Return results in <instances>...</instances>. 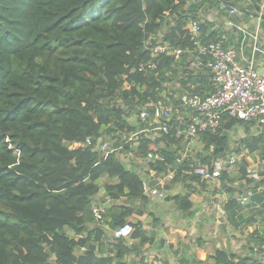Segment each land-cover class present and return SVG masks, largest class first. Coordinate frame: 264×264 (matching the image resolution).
<instances>
[{"label": "trees", "instance_id": "obj_1", "mask_svg": "<svg viewBox=\"0 0 264 264\" xmlns=\"http://www.w3.org/2000/svg\"><path fill=\"white\" fill-rule=\"evenodd\" d=\"M222 2L201 1L210 7ZM198 7L191 0H0V264H126L133 250L124 237H115L113 255L101 253L106 226L117 230L130 224L140 246L151 243L153 236L138 217L149 211L150 197L121 153L134 152L145 161L149 150L157 149L166 157L161 168L176 170L167 188L176 183L184 188L167 199L182 212L192 209L194 184L207 187L191 173L193 166L211 168L230 147L231 131L255 123L224 114L215 132H198L202 149L181 163L189 140L179 131L190 123L192 110H182L184 121L174 113L167 133L153 138L139 133L137 146L129 137L145 129L139 112L163 100L168 86L204 97L216 92L210 68L190 67L197 51L188 24L198 20ZM213 28L212 22H201L202 43H223V32ZM160 43L182 53L154 56ZM102 138L111 139L112 153L96 149ZM75 143L83 145L72 147ZM237 144L234 152L244 153L242 161L237 170L222 172V185L229 189L228 183L245 181L258 192L264 172L260 180L250 178L247 155L264 162V132L246 133ZM102 178L113 181L105 185L113 203L99 222L92 205ZM229 192L225 208L231 216L242 205ZM121 198L123 203H115ZM256 222L245 220L248 226ZM260 226L250 235L255 250L264 249ZM213 259L262 263L225 249Z\"/></svg>", "mask_w": 264, "mask_h": 264}, {"label": "crops", "instance_id": "obj_2", "mask_svg": "<svg viewBox=\"0 0 264 264\" xmlns=\"http://www.w3.org/2000/svg\"><path fill=\"white\" fill-rule=\"evenodd\" d=\"M201 1L203 0H191L199 5L198 20L202 23L208 20L214 25L213 30H221L223 32L222 41L226 47L239 48L245 38L246 45L243 51L239 52L238 60L243 64H248L249 60L254 59L257 70L264 75V0H223L220 7H210L208 4H202ZM229 5H232L233 9H230ZM254 34L258 35L256 40L252 37ZM258 132L255 125L252 127L239 126L232 130L230 135L232 138L236 136H239L236 138H242L246 133ZM195 139L197 140V137ZM135 145L137 146V142ZM228 149L218 159L228 160L235 154L233 151V154L228 153ZM185 151L186 148L183 152ZM226 153L227 155L223 157ZM243 154L238 155L242 157ZM249 158L252 156L247 155V159ZM258 161L263 166L264 162L259 158ZM128 166L134 167L144 180L150 179L148 171L143 170L147 166L145 161L140 159V162L134 161ZM234 166L236 165L227 164L226 170L229 172L231 169L237 170ZM100 183L102 188L95 197V202L106 208L113 201L107 195L105 185L113 181L102 178ZM237 184L239 186H236ZM194 185H197L198 191L191 197L193 207L188 213L178 210L174 202L167 199L169 195L181 192L182 184H171L170 188L166 186L168 189L166 199L150 198L148 212H152L153 215L147 212L138 217L143 221L147 233L153 236V241L140 246L138 239L131 236L125 237L133 251L124 258L123 263L215 264L213 256L218 249L229 250L241 255H253L264 263V249L255 250L257 247L250 238L251 233L264 224V184L256 192L252 188L253 185L248 186L245 181L228 183L229 189L233 191V198L237 200L246 190L252 189L255 192L247 203L243 204L238 200L242 207L231 216L225 208L231 193L229 189L223 187L221 180L207 181L206 188H200L198 183ZM124 200L125 198H121L115 203H123ZM220 217L224 218L223 222L219 221ZM250 217L257 220L256 224L246 225L245 220ZM105 228L107 229L106 238L101 247V253L111 256L115 244V230L108 226Z\"/></svg>", "mask_w": 264, "mask_h": 264}, {"label": "built area", "instance_id": "obj_3", "mask_svg": "<svg viewBox=\"0 0 264 264\" xmlns=\"http://www.w3.org/2000/svg\"><path fill=\"white\" fill-rule=\"evenodd\" d=\"M188 29L196 44L195 52L197 51L195 58L190 62V67L197 70L205 67L210 68L213 82L217 87L216 92L204 97L190 91L178 93L175 91L178 84L168 86V89L162 93L163 100L150 102L141 109L139 117L147 126L145 129L132 133L129 139L137 140V135L141 132L151 138L161 131L167 133L170 128L169 122L174 113L178 115V120L184 121L182 110L186 113L192 110V112H188L190 123L183 131H179V134H185L187 139L196 138L200 131L215 132L220 127L224 114L237 117L245 122H254L259 132H264V75L257 70L254 59L249 60L248 64H243L238 60L239 52L243 51L246 45V39H243L239 48L226 47L221 42L202 43L201 22L192 19L188 24ZM252 37L256 40L258 35L254 34ZM153 52L154 56L167 52L178 58L182 50L171 49L168 43H160L153 49ZM148 67L156 68V65L149 64ZM145 68L146 65L141 66V70ZM153 131L154 133H152ZM105 141L106 138L98 140L96 149L108 155L114 149L112 142ZM91 143L92 140L87 139L86 144ZM82 145V143H75L72 147ZM189 150L187 147L186 151L178 158V162L181 163L189 157ZM121 154L120 157L123 160ZM236 162L237 156L232 155L228 160L216 159L211 168L199 163L193 166L191 173L198 176L201 182H207L211 179H219L222 172L226 170L227 164L231 165ZM145 163L147 166L143 170L148 171L150 178L144 180L141 176L145 194L150 198L166 199L168 194L166 186L174 179L176 170L169 166L167 169L161 168V164L166 163V157L157 149L149 150ZM247 172L250 178L261 179L259 172L253 170L251 166L248 167ZM254 195V190L249 189L241 194L238 200L244 204L249 202ZM92 212L96 220L100 222L103 220L106 208L94 202ZM133 230L132 225L126 224L115 230L114 236L130 237Z\"/></svg>", "mask_w": 264, "mask_h": 264}, {"label": "rangeland", "instance_id": "obj_4", "mask_svg": "<svg viewBox=\"0 0 264 264\" xmlns=\"http://www.w3.org/2000/svg\"><path fill=\"white\" fill-rule=\"evenodd\" d=\"M152 133H154V131ZM154 135H156V134H154ZM236 137H239V136H236ZM236 137H233V138L231 137V143H230V148L228 149V153L229 152L232 153V151H233V153H235L234 149H235L236 144L238 143L239 139L241 138V137L240 138H236ZM106 141H109L110 143L112 142L110 138H106ZM187 147H189V149H190L188 151L189 156H192V155L195 156V154L202 149L201 143H199L195 138L189 139V143L187 144L186 149H187ZM121 155L123 156V161L125 163H127L128 165L131 164L134 161L140 162V159L134 154V152L122 153ZM226 155H227V153L223 157H225ZM228 155H230V154H228ZM234 155L237 156V158H238L237 161L240 159L239 162L237 163V165H238L242 161V157H241V155H238L237 153H235ZM248 160H249L250 165H251L253 170H256L257 172H259V174L264 172V164H263V166H261V164L259 163V161H258L256 156L255 157L252 156V158H249ZM235 165H236V163H235ZM238 166H234V167L237 168ZM230 167H232V166H230ZM234 170L235 169H233V170L231 169V172H233ZM218 180H220V179H218ZM101 186H102V184H101ZM236 186H239V185L237 184ZM212 187H214V186H212ZM181 191H184V189L182 188ZM219 221L223 222L224 218L220 217Z\"/></svg>", "mask_w": 264, "mask_h": 264}, {"label": "water", "instance_id": "obj_5", "mask_svg": "<svg viewBox=\"0 0 264 264\" xmlns=\"http://www.w3.org/2000/svg\"><path fill=\"white\" fill-rule=\"evenodd\" d=\"M229 8H230V9H233V6H232V5H229Z\"/></svg>", "mask_w": 264, "mask_h": 264}]
</instances>
